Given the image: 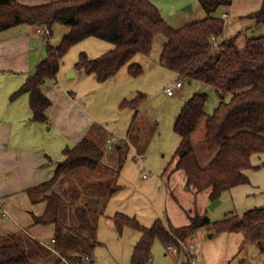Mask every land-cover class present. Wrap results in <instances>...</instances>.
<instances>
[{"label":"trees","instance_id":"trees-1","mask_svg":"<svg viewBox=\"0 0 264 264\" xmlns=\"http://www.w3.org/2000/svg\"><path fill=\"white\" fill-rule=\"evenodd\" d=\"M199 3L206 17L176 28L169 24L152 0H55L35 5L0 0V33L20 25L38 27L46 23L51 31L56 24L69 27V32L58 44L48 42L46 57L11 95V100L28 94L32 120L45 123L52 101L44 87L49 81L57 80L63 58L72 46L91 36L114 44L111 50L95 58L82 52L75 64L78 70L94 74L104 82L126 65H129L131 75H141L143 66L131 63L132 60L137 54L150 56L156 37L164 34L168 40L162 50L161 63L176 71L179 78L212 85L222 98L214 112L207 114L208 95L195 93L186 101L174 124L175 131L182 138L176 151L177 168H184L188 182L198 189L211 187L212 200L221 198L225 191L250 183L246 169L261 166L253 164L252 156L264 153V34L248 37L246 44L240 47L237 45L238 35L223 37L226 19L215 15L220 7L231 5L233 0H199ZM248 16L264 26V2L260 9ZM227 93L232 95L228 101L224 99ZM145 99L146 94L140 92L132 100H123L120 107L138 110ZM202 121L205 123L204 139L216 152L205 164L200 161L193 140ZM118 147L121 149L122 145L118 144ZM63 152L65 159L57 164L53 178L29 189L33 202L47 203L45 211L33 217L37 225L55 227L57 247L55 245L53 251L58 250L61 254L55 264H64L67 260L65 250L58 248V242L65 247H77L79 240L83 241L87 236L98 243V225L91 218L93 208L90 203L78 205L74 197V216L70 221L62 216V204L66 184L75 189L86 169L96 171L106 162V150L89 136L74 146L65 147ZM82 170L84 172H79ZM56 184L59 189L55 188ZM119 187L110 188L111 193L102 204L103 210ZM113 219L120 231L132 227L141 232L130 264H148L156 239L166 245H179L180 238L190 236L191 231L206 225L217 233L242 232L245 246L254 244L264 253V206L242 215L232 213L215 222L207 213L197 215L184 226H175L162 218L146 226L137 216L120 211ZM44 248L38 244L31 249L15 236L0 235V264H38L37 256L41 260L47 258ZM87 254L88 251L76 250L69 259L85 264ZM93 262L92 257L89 264Z\"/></svg>","mask_w":264,"mask_h":264},{"label":"rangeland","instance_id":"rangeland-1","mask_svg":"<svg viewBox=\"0 0 264 264\" xmlns=\"http://www.w3.org/2000/svg\"><path fill=\"white\" fill-rule=\"evenodd\" d=\"M154 1L162 9L169 24L176 28L206 17L199 0ZM248 31L247 29L237 33L234 25L229 35H238L237 45L243 47L246 44L247 35L252 34ZM68 32V26L56 24L53 37L42 35L51 43L58 44L63 35ZM166 40H168L166 35H158L150 56L137 54L134 57L131 63H138L144 68L141 75H131L129 65H126L117 76V80L124 76L125 80L120 81L118 87H126L128 100L138 97L140 92L146 94V99L141 104L140 110L138 109L139 111L121 108L120 102H117L112 94H98V91L90 95L84 94L83 91L87 89L89 79H74L69 73L65 74L64 69L57 80L45 85L46 88L51 85L50 89L54 91L65 89L66 91L74 90L76 93L74 87L81 89L77 97L95 113L98 119L89 137L106 150V162L103 166L96 171L88 169L85 172L79 171L84 173L80 175V179L77 178L79 184L75 189L71 184L70 187L66 184L67 190L64 192L65 200L62 204L63 218L73 220L74 197L78 205L90 203L89 205L93 208L91 218L98 224V243L87 236L83 241L79 240L77 247L73 245L68 248L58 242V248L65 250L67 255L68 261L64 260V264L72 262L69 255H73L76 250L81 253L89 252L84 257L85 264H89L92 257L93 264H130L141 232L132 227H126L120 231L112 217L117 211L137 216L146 226L153 225L158 218L169 220L175 226H184L190 224L192 218L197 215L207 213L211 221L215 222L232 213L240 214L264 205V153H256L252 156L253 164L261 166L246 169L250 183L225 191L221 197L222 202L214 209L211 208L212 188L198 189L188 182L185 169L177 168L176 151L182 138L175 131L174 124L186 101L195 93H205L208 95L205 110L207 114H212L222 98L212 85L198 80L179 78L176 71L161 63V54ZM113 47V43L91 36L72 46L62 63L65 66L75 64L82 52L95 58ZM21 77V74L9 70H0V104L8 107L13 105L11 95L19 87ZM178 81L183 83V87H177ZM13 86L16 89H11ZM167 86L175 89L174 96L167 94L165 89ZM231 96L227 93L224 99L228 101ZM0 110V115L8 116L9 112L6 109L3 110L2 107ZM136 112L138 113L135 114ZM28 121L23 120L27 123L28 132L25 133L24 138L26 141L35 145H45L46 142L53 141L52 138L47 137L52 135L48 130L50 124L36 123V121L30 124ZM37 128L39 129L36 130ZM45 134H47L45 137L47 140L44 138ZM204 135L205 123L202 121L193 135V140L203 164L212 159L216 153L215 149L209 148ZM56 144L59 145V142ZM118 144L122 145L121 149L116 147ZM149 172L152 173L151 176L145 177L144 174ZM116 185H120L119 189L109 199L107 208L103 210L102 204L110 195V188ZM55 188L59 189V184H56ZM3 221L0 215V228ZM54 234L53 225H38L36 229H27L15 238L25 242L31 249L38 244L45 247L47 258L41 260L37 256L38 264H55L61 254L59 255L58 250L54 252L53 249L48 248V245L52 244L51 238ZM190 234L189 239L195 242V253L202 264H264V253L254 244L245 246L243 240L237 241L241 233H235V244L231 241V232L223 235L213 231L210 225L198 227ZM183 250L176 253L158 238L153 244L151 261L148 264L189 263L188 249ZM72 264L77 263L72 262Z\"/></svg>","mask_w":264,"mask_h":264},{"label":"crops","instance_id":"crops-1","mask_svg":"<svg viewBox=\"0 0 264 264\" xmlns=\"http://www.w3.org/2000/svg\"><path fill=\"white\" fill-rule=\"evenodd\" d=\"M18 1L35 5L55 0ZM153 2L157 3L154 0ZM263 2L264 0H233L231 5L220 7L215 15L226 19L223 37H232V35H229V31L234 25L237 33L248 29V32L252 34L247 35V38L248 36L263 35L264 26L257 24L254 18L248 16L251 12L260 9ZM44 36L37 31V26L30 25H20L0 33V70H9L21 74L22 80L19 81V87L34 73L37 64L46 57L47 45L50 40H47ZM53 36L54 27L52 30ZM75 64L65 66L62 63L57 78L60 77L64 69V73H69L70 77H74V79H89L88 87L85 92L83 91L84 94L90 95L97 91L98 94H112L120 104L123 100L129 98L126 87H118L120 81L124 79V76H120L121 78L117 80V76L123 68L114 77L100 82L94 74L78 70ZM14 86L18 85L14 84ZM14 86L11 89H16ZM49 86V88L45 86L44 91L51 99L52 104L47 109L48 121L45 123L46 125L50 124L48 130L52 135L47 137L53 139V145L52 142H46L45 145H35L24 139L28 130L26 129L27 123L23 120H29L30 124L33 121V112L28 94H24L16 100H11L14 103L10 107L0 104V108L3 107V110L6 109L9 112L7 113L8 116L0 115V215L4 220L1 224L0 235L3 236L21 235L27 229L38 227L34 222L33 215L42 214L47 203L45 201L33 202L29 189L51 180L55 175L57 164L65 159L64 148L74 146L84 137L89 136L98 120L95 113L77 97L81 90L79 87H74L75 93L74 90L66 91L65 89L54 91L50 89L52 86ZM181 87H183V83ZM46 135H44V138ZM45 139L47 140V138ZM56 142H59V145ZM116 147L118 148V145ZM101 214L104 213L101 212ZM231 233V241L234 244L235 233H241L237 238L238 242L244 239L242 232ZM224 234L228 235V232H223ZM53 238L54 235L51 241ZM55 245L57 247V241Z\"/></svg>","mask_w":264,"mask_h":264},{"label":"built area","instance_id":"built-area-1","mask_svg":"<svg viewBox=\"0 0 264 264\" xmlns=\"http://www.w3.org/2000/svg\"><path fill=\"white\" fill-rule=\"evenodd\" d=\"M37 31L41 34H44L45 36H48L49 38H51V36H52L51 28L46 23L39 25L37 27ZM181 86H182V82L178 81L177 87H181ZM165 89H166V92L168 95H174L176 93L175 89L172 86H167ZM151 174L152 173L149 172V173L144 174V176L149 177V176H151ZM190 237L191 236H184V237L179 239V245L169 244L168 248L170 250L176 252V253L180 252V251L183 252L184 251L183 249H188V252H189L188 258H189L190 264H202L201 261L199 260L197 253H195L196 244H195V242H192L191 239H189ZM55 243H56V239L53 238L52 244L51 245L47 244V245L49 247L53 248V250H55L54 249ZM181 248H182V250H181ZM87 258H90V257L87 256ZM149 261H151V259Z\"/></svg>","mask_w":264,"mask_h":264},{"label":"water","instance_id":"water-1","mask_svg":"<svg viewBox=\"0 0 264 264\" xmlns=\"http://www.w3.org/2000/svg\"><path fill=\"white\" fill-rule=\"evenodd\" d=\"M222 202L221 198L213 200V203L211 204V208H216L218 204Z\"/></svg>","mask_w":264,"mask_h":264}]
</instances>
